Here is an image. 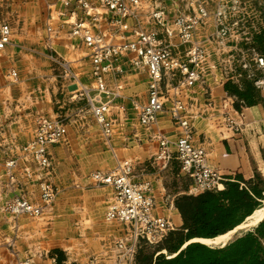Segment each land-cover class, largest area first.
Segmentation results:
<instances>
[{"label": "crops", "instance_id": "obj_1", "mask_svg": "<svg viewBox=\"0 0 264 264\" xmlns=\"http://www.w3.org/2000/svg\"><path fill=\"white\" fill-rule=\"evenodd\" d=\"M152 9L144 0L137 17H125L126 33H133L141 16L151 17ZM82 15L75 0L66 7L62 0H0V19L13 30L11 43L0 50V264H57L58 253L62 264H88L92 255L103 253L124 228L105 218L113 187L96 185L91 174L112 172L127 161L134 180L154 187L156 213L170 217L176 226L157 244L142 242L135 264H264V214L256 221L264 212V91L257 89L258 102L246 105L226 89L230 76L215 71L205 72L203 83L194 87L188 113L193 143L206 149L210 164L225 177L210 199V190L192 193L193 179L181 171L172 103H166L156 124L140 123L135 108L149 99V78L145 68L133 63L131 53L115 63L108 83L115 121L110 142L100 131L85 134L68 123L66 137L50 147L53 171L47 178L58 188L54 201L37 218L15 217L5 209L16 196L44 203L39 181H29L24 173L29 167L40 175V169L22 147L33 138L38 116L59 117L58 63L64 60L75 70L81 50L68 37V24ZM59 20L67 24L62 27ZM86 88L88 96L97 95L92 81ZM227 113L243 114L241 131L227 127ZM160 134L173 143L165 167L156 159ZM12 159L17 160L16 182L6 174V163ZM183 196L200 197V222L195 224L200 234L191 227L193 220L186 224L177 207ZM224 215L232 217L225 220L229 226L209 228L220 224ZM212 230L220 234H209Z\"/></svg>", "mask_w": 264, "mask_h": 264}, {"label": "built area", "instance_id": "obj_2", "mask_svg": "<svg viewBox=\"0 0 264 264\" xmlns=\"http://www.w3.org/2000/svg\"><path fill=\"white\" fill-rule=\"evenodd\" d=\"M73 0H64L68 6ZM151 6V17L154 23L163 26L166 34L157 31L135 28L133 35H127L128 24L125 17H137L144 0H75L77 7L90 15L94 21H100L96 2L107 12L113 14L110 22L119 24L123 31L124 41L114 44L106 43L98 35L94 26L85 18L72 21L70 35L83 41L91 50L93 59V74L97 81V95L94 97L93 110L96 118L106 132L111 131L112 121L108 116L111 106V91L105 80V75L114 68L115 63L128 54H133V63L147 70L149 78V99L147 103L136 104L140 123L144 127L156 124L161 114L166 110V103H172L171 113L177 124L178 138L174 142L181 171L193 179L190 187L192 193L205 190L220 189L225 180L221 171L209 162L205 148L193 143V126L188 115L191 108L192 91L197 84L203 83L204 72L202 62L205 50L200 47L196 34L197 29L206 23L212 13L209 10L210 0H191L193 14L178 15L170 26L169 17L161 0H145ZM216 10L213 13L218 30L217 37L222 39L232 36V30L225 25V18L230 8L237 9L239 0H215ZM49 32H54L53 25L48 26ZM12 26L6 21H0V50L5 49L12 41ZM178 37L190 48L183 53L172 48L171 39ZM264 54L253 49L249 59L244 58L240 72L231 74L230 79L239 82V77L247 76L257 89L264 91ZM254 68L255 72L248 73ZM257 71V73H256ZM17 77V71L11 73ZM170 91H173L170 94ZM106 95L107 99L102 97ZM239 117V118H238ZM244 116L227 113L225 123L234 131L244 127ZM66 136V126L59 117L40 115L36 120L35 134L23 145L25 155L30 156L40 169V175L27 167L24 170L29 181H39L43 204L32 202L24 196H16L6 204L5 209L18 217L29 215L37 218L43 215L58 194V188L52 184L47 175L53 171V155L50 147L60 143ZM159 149L156 159L165 167L172 157L173 144L165 135H158ZM17 160L6 163V174L11 182H16L14 169ZM134 169L130 162L120 164L112 172L95 171L91 174L96 185H111L114 189L112 201L105 211L107 221H116L123 225V234L118 236L103 253L94 254L88 264H135L136 254L142 242L157 244L176 229L172 219L156 213V197L151 182L134 180ZM28 262H26L27 264Z\"/></svg>", "mask_w": 264, "mask_h": 264}, {"label": "rangeland", "instance_id": "obj_3", "mask_svg": "<svg viewBox=\"0 0 264 264\" xmlns=\"http://www.w3.org/2000/svg\"><path fill=\"white\" fill-rule=\"evenodd\" d=\"M190 1L191 0H161L169 17L170 26H173V20L178 15L193 14V8L189 6ZM239 1V8H230L224 22L225 25L231 28L233 32L232 36L222 39L216 36L218 25L216 24L215 18H213V13L216 10V3L215 0H210L209 10L212 15L206 20L204 25H201L197 29L196 34L200 42V47H202L206 53L205 59L201 65L204 73H212L215 71L227 77L230 75L231 71L240 72L239 69L242 68L244 58L246 57V59H249L253 49L264 54V0ZM62 3L66 7L64 0H62ZM96 6L99 10L100 21H94L92 17L86 15L83 10L81 18H85L89 24L94 26L96 33L102 37L104 42L117 44L124 41V39L121 38V33H123V31L119 29V24L110 22L113 14L107 12L97 2ZM142 17L143 16L140 17L141 22L138 21L136 25L137 28L148 31L154 30L162 35L166 34V29L161 25L155 23L156 25L153 28L152 23L154 21L152 17H143V19ZM0 21L4 20L0 19ZM61 23H63V21L59 20V24ZM66 24L67 23L61 24L60 26L63 27V25ZM68 25L70 26L68 29V37L72 39L75 47L81 51L79 54L80 56L74 61L75 70H70L64 60L61 61L64 64L58 63L61 68L59 70L60 90L58 94V98L60 99L59 105H61L58 111L59 118L64 121L65 126H67L68 123L74 124V128H76L77 131L85 132L86 130L94 134L100 131L102 137L109 143L111 138H113L112 135L115 129H113L115 121L114 117H112L114 95L111 97L112 101L108 112L111 121L113 119L111 131L108 133L95 116L93 110V103H95L93 98L95 94L92 93V97H90L86 93V87L91 84V81L93 84L97 85L96 78L93 74L94 64L91 50L83 41L70 35L72 22ZM126 34L133 35L132 32ZM170 41L172 43V48L178 53H183L191 46L190 44L183 43L181 39L176 36ZM49 42V48L52 49V45ZM86 50L89 51V55L86 54ZM112 70L113 68L105 75L107 85H109L108 83L111 76L114 74ZM242 70H244V68H242ZM234 72H231V74ZM253 72H255L254 68L248 71V73ZM245 77L247 76L245 75ZM241 78L242 77H239V81ZM135 110L138 112L136 108Z\"/></svg>", "mask_w": 264, "mask_h": 264}, {"label": "trees", "instance_id": "obj_4", "mask_svg": "<svg viewBox=\"0 0 264 264\" xmlns=\"http://www.w3.org/2000/svg\"><path fill=\"white\" fill-rule=\"evenodd\" d=\"M226 89L231 94L236 95L240 100H243L244 104H246V105L250 106V105H254L256 102H258V98H259L258 90H257L256 86L254 85L253 81H251L250 79H248L245 76H243L239 82L234 81V79H229L227 84H226ZM209 192L210 193L207 192V194L210 195L209 198L211 199L213 197L212 194L217 193L219 191H218V189H212ZM211 201L212 200H210V202ZM176 203H177V207L180 209V211L182 212V214L186 220V224L188 225L189 221L193 220L194 222L191 223V225H192L191 227L197 230V234H200V230L195 226V224L200 222L198 220L200 218V216L197 215V213H200V197L194 198V197H189V196H183L180 200L178 199L176 201ZM203 203L206 204V203H208V201L204 200ZM210 207H211V205H210ZM231 218L232 217L229 215H224V217H222V221L220 222V224H218V225L211 224L210 225L211 227H209V228H220V227L223 228L224 226L228 225L225 220H228ZM218 230L209 231V234H213V235L220 234V232L218 233ZM61 257H62V254L58 253L57 264H62Z\"/></svg>", "mask_w": 264, "mask_h": 264}, {"label": "bare ground", "instance_id": "obj_5", "mask_svg": "<svg viewBox=\"0 0 264 264\" xmlns=\"http://www.w3.org/2000/svg\"><path fill=\"white\" fill-rule=\"evenodd\" d=\"M261 208H262V207H261ZM263 214H264V212H262L260 215H258V217L256 218V221L259 220V219H261V218H263V217H262ZM253 222H254V221H253ZM242 225H243V224H242ZM239 227H241V226H239ZM226 234H227V233H226ZM221 235H222V234H221ZM221 235H220V236H221ZM223 237H225V236H223ZM223 237H222V238H223ZM216 238H217V237H216ZM220 238H221V237H220ZM220 238H219V239H220ZM198 239H200V238H198ZM206 239H207V238H206ZM199 241H200V240H199ZM204 241H205V240H204ZM216 243H217V242H216Z\"/></svg>", "mask_w": 264, "mask_h": 264}, {"label": "snow or ice", "instance_id": "obj_6", "mask_svg": "<svg viewBox=\"0 0 264 264\" xmlns=\"http://www.w3.org/2000/svg\"><path fill=\"white\" fill-rule=\"evenodd\" d=\"M262 62H264V61H262Z\"/></svg>", "mask_w": 264, "mask_h": 264}]
</instances>
